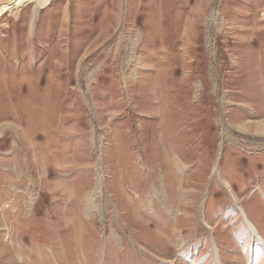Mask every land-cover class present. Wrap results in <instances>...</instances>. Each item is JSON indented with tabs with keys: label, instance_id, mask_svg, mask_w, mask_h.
Instances as JSON below:
<instances>
[{
	"label": "rangeland",
	"instance_id": "1",
	"mask_svg": "<svg viewBox=\"0 0 264 264\" xmlns=\"http://www.w3.org/2000/svg\"><path fill=\"white\" fill-rule=\"evenodd\" d=\"M0 264H264V0L2 16Z\"/></svg>",
	"mask_w": 264,
	"mask_h": 264
},
{
	"label": "bare ground",
	"instance_id": "2",
	"mask_svg": "<svg viewBox=\"0 0 264 264\" xmlns=\"http://www.w3.org/2000/svg\"><path fill=\"white\" fill-rule=\"evenodd\" d=\"M51 2H52V0H0V18L2 16H4L10 10L20 9L29 3L35 4L38 8H45L48 5H50ZM177 167H178V165H177ZM178 177H180V175H178ZM246 222L250 226V228H252L254 230V233L257 236V238L261 240V237L259 236L260 233L257 232L256 228L251 225L249 220L248 221L246 220Z\"/></svg>",
	"mask_w": 264,
	"mask_h": 264
}]
</instances>
